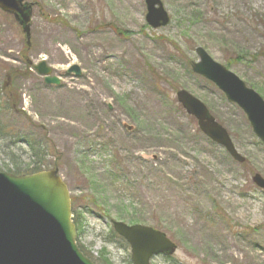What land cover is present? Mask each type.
I'll use <instances>...</instances> for the list:
<instances>
[{"label": "rangeland", "instance_id": "obj_1", "mask_svg": "<svg viewBox=\"0 0 264 264\" xmlns=\"http://www.w3.org/2000/svg\"><path fill=\"white\" fill-rule=\"evenodd\" d=\"M27 1L29 47L0 10V43H11L0 54V89L11 76L0 92L10 132L0 131V171L31 169L30 143L41 139V163L57 164L77 200L76 243L93 260L132 264L129 246L110 236L118 221L176 245L150 264H264V191L251 182L264 178V144L190 68L201 47L264 100V0H160L170 23L156 30L144 0ZM41 61L58 86L33 70ZM72 65L80 77L64 75ZM179 90L226 129L243 165L200 133Z\"/></svg>", "mask_w": 264, "mask_h": 264}, {"label": "water", "instance_id": "obj_2", "mask_svg": "<svg viewBox=\"0 0 264 264\" xmlns=\"http://www.w3.org/2000/svg\"><path fill=\"white\" fill-rule=\"evenodd\" d=\"M144 2L147 25L152 29L167 26L169 17L160 0ZM31 8L25 0H0V10L14 16L28 45ZM195 54L198 60L191 63L192 72L212 82L227 101L240 108L253 134L264 143V100L204 49L196 48ZM34 70L44 77L45 84H60L58 78L50 76L51 69L45 62ZM65 74L79 77L81 70L73 65ZM176 98L186 114L196 119L207 139L223 148L238 164L245 162L226 130L199 100L184 90L178 91ZM251 181L264 191V178L259 174H254ZM112 227L129 245L132 264H150L154 257H171L176 252V246L165 234L151 227L122 222H112ZM75 237L69 192L57 170L22 176L0 172V264H93L79 251Z\"/></svg>", "mask_w": 264, "mask_h": 264}, {"label": "trees", "instance_id": "obj_3", "mask_svg": "<svg viewBox=\"0 0 264 264\" xmlns=\"http://www.w3.org/2000/svg\"><path fill=\"white\" fill-rule=\"evenodd\" d=\"M228 68V67H227ZM0 92H1V89H0ZM9 128L8 127H3L0 125V131L2 133V131H5V134H9ZM4 134V133H2ZM16 139H18L19 137L16 136L15 137ZM45 143L42 142L41 139L39 140H35L33 141L32 143H30V149L32 150L31 151V158L34 159V163H33V166L31 167V169H29L27 172H23L20 168H14L12 171H9V173L11 174H14V175H22V174H33V173H36V172H40V171H43V170H50V169H55L57 167V164H52L50 166H46L44 164L41 163V160L42 158H44V149H45ZM47 155V154H46ZM76 199L71 197V205H72V215H73V218H72V221L76 227V231L78 230V228H80V218H79V215L75 213L74 211V207L76 205ZM128 202V201H127ZM110 236L111 238H115V239H118L121 243H123L124 245H126V243L121 239L119 238L118 236H116L112 230H110ZM78 249L80 250V252L88 259L91 260V262L93 264H108L107 261H105L104 263L103 262H99V260H93L92 258H90L85 252L84 250L82 249L81 246L78 245ZM166 260H169V258H165Z\"/></svg>", "mask_w": 264, "mask_h": 264}, {"label": "bare ground", "instance_id": "obj_4", "mask_svg": "<svg viewBox=\"0 0 264 264\" xmlns=\"http://www.w3.org/2000/svg\"><path fill=\"white\" fill-rule=\"evenodd\" d=\"M8 46L11 48V43L9 41L6 43H0V54H10L11 52L8 50Z\"/></svg>", "mask_w": 264, "mask_h": 264}]
</instances>
